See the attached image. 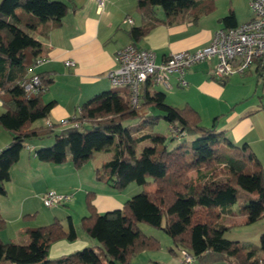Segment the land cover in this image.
Masks as SVG:
<instances>
[{
  "label": "trees",
  "instance_id": "trees-1",
  "mask_svg": "<svg viewBox=\"0 0 264 264\" xmlns=\"http://www.w3.org/2000/svg\"><path fill=\"white\" fill-rule=\"evenodd\" d=\"M73 3L0 0V95L4 107L0 125L12 134L11 142L0 150V195L6 194L10 166L19 159L22 148L33 139L52 137L50 146L34 150L38 160L61 164L69 152L73 164L80 167L95 150L108 151L111 158L102 163V172L97 169V180L116 190L132 182L142 186L154 183L156 191L142 190L124 201L120 209L105 212H97L93 193L88 192V214L80 225L96 244L50 258L51 242L76 238L75 226L67 216V228L59 220L32 228L26 245L0 238V264H131L135 255L159 247L156 239L142 233L140 222L162 228L176 248H185L193 255L192 264H264V232L258 244L231 240L225 236L231 225L223 222L225 216L232 215L230 205L237 202L238 188L244 191L239 210L246 215L245 222L264 216V165L247 143L235 144L214 123L203 125L194 107L167 104L165 93H151L152 84L147 80L140 89L137 107L129 102L128 88L125 104L119 91L108 89L84 101L66 124L34 126L35 121L48 117L54 105L41 98L52 76L34 71L36 60L44 56L36 35L45 37L60 27ZM159 7L165 19L156 16ZM214 8L215 0H136L142 24L130 28L129 35L136 40L160 22L179 20L185 11L191 10L196 19ZM221 21L226 27L237 25L232 10ZM33 74L38 75L40 88L28 95L22 81ZM140 106L154 107L161 114H146L132 129L124 126L123 119L138 116ZM159 118L168 122L172 138L184 136L177 146L169 149L165 136L147 131ZM86 123L91 128H84ZM146 141L149 145L137 152V145ZM201 164L210 170L200 173ZM218 169L225 171L224 176L214 174ZM191 170L197 172L193 179L188 176Z\"/></svg>",
  "mask_w": 264,
  "mask_h": 264
},
{
  "label": "crops",
  "instance_id": "crops-1",
  "mask_svg": "<svg viewBox=\"0 0 264 264\" xmlns=\"http://www.w3.org/2000/svg\"><path fill=\"white\" fill-rule=\"evenodd\" d=\"M217 8L215 0V8L196 19L191 10L185 11L179 20L172 23L160 22L142 37L133 40L129 35L130 28L142 24L141 16L136 10V0H105L100 8L95 0H74L60 27L52 29L45 37L36 35L42 43L46 60L34 71L47 72L52 76L53 81L41 98L45 103L53 101L54 105L48 117L35 121L34 126H44L46 120L52 124H61V121L75 115L77 107L94 94L108 89L117 90L106 74L116 68L115 52L123 47L134 44L153 49L156 60L160 61L172 52L206 46L222 18L218 19L219 24L215 23L212 27L203 25L202 18L210 16ZM231 10L233 11L232 8L229 9ZM156 16L161 19V14L156 12ZM127 17L132 23L123 22ZM243 22H238L236 18L237 24ZM222 27L226 26L223 24ZM67 60L74 61V66H66ZM214 63L215 59H210L188 67L184 74L188 85L182 90H178L182 87L177 85L175 75L170 76L171 88L168 91L173 93L171 97L175 101L173 103H176L173 106L182 101V106L178 107L186 104L194 107L199 112L203 125L208 126L204 123L210 121L211 125L214 123L216 129L223 131L235 144L247 143L264 165V104L250 98L249 102L243 103L250 97L253 85L255 88L257 86V82L247 78L251 74L257 77L255 69L220 81L212 76ZM126 88L118 87L117 90L123 104ZM228 88L230 89L227 90ZM195 94L200 96L201 106L190 99ZM203 98L206 101L212 98L213 101L207 104ZM3 110L0 95V113ZM11 140L12 134L0 125V150ZM40 146H43L41 142L27 144L22 148L19 159L10 166V179L5 184L6 194L0 197V238L5 242L26 245L32 228L55 220H59L63 228H67V216H70L76 229V238H62L51 242L48 256L56 258L94 245L97 241L87 235L80 225L81 218L88 214L86 196L81 202L79 197L69 201L71 206L76 201L80 203V210L76 211L78 220L69 205L44 211H39L37 206L32 205L34 200V203L41 202V195L47 190L55 188L60 193L68 194L79 184L78 167L72 163L71 155L61 164L42 162L34 154V150ZM63 166H67L64 172ZM58 182L67 185L62 186ZM100 182L102 186L86 192L93 193L92 203L97 212L120 209L124 202L117 198L116 189ZM84 184L81 183L80 186ZM225 217H240L241 221H246L244 213L237 214L233 209L232 215ZM173 259L178 264L180 256L175 253ZM141 261L139 264H148L147 260Z\"/></svg>",
  "mask_w": 264,
  "mask_h": 264
},
{
  "label": "built area",
  "instance_id": "built-area-1",
  "mask_svg": "<svg viewBox=\"0 0 264 264\" xmlns=\"http://www.w3.org/2000/svg\"><path fill=\"white\" fill-rule=\"evenodd\" d=\"M102 7L105 0H95ZM253 16L246 22L232 27H222L216 30L210 42L195 50H182L170 53L164 59L157 61L153 49L130 44L115 52L116 68L109 71L106 77L112 85L127 87L129 102L137 107L142 85L148 80L164 89L171 88L170 76L175 75L177 85H188L184 74L188 67L210 59H215L212 76L220 81L234 75L244 74L255 69L256 74L264 81V0H249ZM123 22L132 23L127 17ZM44 56L39 57L35 66L45 62ZM66 66H74V61H65ZM25 92L35 94L40 88L38 75L33 74L27 81H22ZM67 120L61 121L66 124ZM46 124L51 123L46 120ZM76 125V123H73ZM71 195L47 190L41 195L46 207H57L65 204ZM179 264H192L193 255L187 249H179Z\"/></svg>",
  "mask_w": 264,
  "mask_h": 264
},
{
  "label": "rangeland",
  "instance_id": "rangeland-1",
  "mask_svg": "<svg viewBox=\"0 0 264 264\" xmlns=\"http://www.w3.org/2000/svg\"><path fill=\"white\" fill-rule=\"evenodd\" d=\"M216 4L218 7L217 10H215L213 13L209 14L210 16L202 18V24L203 25H205L207 27H212V25L215 23L219 24L218 19L227 15L230 8L233 9V11L235 13V17L237 18L238 22H243V21L248 20L253 14L252 10L250 8L249 0H216ZM157 13L161 14V19H165V12H164L162 7H159L157 9ZM222 26H223V24L221 22L218 28H221ZM37 68H38V66L35 68V70ZM234 75H236V74H234ZM249 77L252 80H254L255 83L257 82V84H256L257 86L255 88V85H253L252 91L250 93V97H248L243 103L249 102V100L251 99L257 103L260 100V102L262 104H264V81H262V79L260 77H258V76L256 77L255 74H251V75L247 76V78H249ZM236 78H237V76H236ZM115 88H117V90H119L117 86H115ZM182 89H184V88L183 87L178 88V90H182ZM229 89L230 88H228L227 90H229ZM141 90H142V88H141ZM149 91L151 93L155 92V91H161V92L165 93V95H166L165 101L167 104H169V105L176 104V103H173L175 101H173V97H171L173 93L164 89L162 86H160L158 84H152L149 87ZM167 95L168 96L170 95V96L167 97ZM190 99L192 100V102H194V104L196 102V104H200L199 106H201V101H199L200 100L199 95L195 94L194 96H191ZM203 100H205V98H203ZM212 101H213L212 98H210V101L205 100V103L209 104V103H212ZM180 102H182V101H180ZM180 102L178 103L179 105H177L176 107L182 106V103H180ZM203 108H205V107H203ZM137 112L139 114L138 116H129V117L124 118L122 121L123 125L132 129L133 127L137 126L140 123L142 118H146L145 117L146 114H148V113L161 114V111L157 110L154 107H151V108L142 107L141 108V106H140V108L137 109ZM204 115H205V113L203 111V116ZM204 124L211 126L210 121H206V123H204ZM84 128L88 129V128H91V126L88 123H86ZM147 131L159 133V134L165 136L167 139V148H169V149L177 146L184 139V136L183 137L175 136L172 138V132H171L170 126H169L168 122L165 121L163 118H159L153 126L147 128ZM53 140H54L53 137L52 138H43L41 140L33 139L32 144H36V143L41 142L43 146H50L53 143ZM145 145H149V142L146 141V142L138 144L136 147V151L138 152ZM111 155H112V153L108 152V151L95 150L93 153V156H91V158L88 161H86L80 167H78L79 173H78V182L77 183H79V184L75 186L74 190H72L71 193L67 194V195H71L70 199L67 202L68 204L67 205H66V203L61 204V205H58L57 207H66L69 205V207L73 210L74 217L78 220V213L76 211L80 210V203L78 201H76L71 206L69 201H72L75 198L78 199V197H79V200L81 202V199L86 196V194H87L86 192L88 190L91 191L96 186H102V183L99 180H97V174H98L97 169H99V172H102V167H101L102 163L109 160L111 158ZM67 156L70 157L69 152H67ZM63 167L64 168H62V169L64 172V170L67 169V168H65L67 166H63ZM208 170H210V167L207 168L203 164H201L199 166V172L200 173L208 172ZM224 173H225L224 170L218 169L215 171L214 174H216L218 177H220V176H224ZM188 176L191 177L192 179L195 178L197 176L196 170L189 171ZM80 181H81V183H85V184L80 186V184H81ZM59 185L64 186L67 184L59 183ZM151 188L153 189L152 192L156 191V185L154 183L150 184L149 186H142V185H139L135 182H132V183L128 184L125 188L120 189V190H116L117 191L116 195H117V198L123 203L124 201L135 196L137 193L141 192L142 190H151ZM54 191L57 193H60V191H58V189L54 188ZM62 194H65V193H62ZM0 197H1V195H0ZM34 202H35V200H34ZM34 202L32 203V205L37 206L39 211L49 210L50 208H52V207L44 206L42 201L41 202L38 201L37 203H34ZM243 202H244V191L241 190L240 188H238L237 202L230 205V207L237 214H239L240 213L239 207ZM223 222L231 225L230 229L225 232V236L231 240H238V241L250 242L252 244H258L260 234L262 232H264V216H262L258 220L251 222V223H246V222L241 221L240 217H238L236 219H233L230 217H224ZM163 225H164V221H163ZM139 227H140L142 233L156 239L158 241L159 247L157 249H154V250L142 251V252H140V254H137L138 256L135 255L131 259V264H139L140 262H142L141 260H143V261L147 260L148 264H175L174 259H173L174 254L177 253V256L179 257L180 251L178 248H176L173 245L171 238L163 231V229L153 227V226H151L147 223H144V222H140ZM171 249H173L174 251L172 252ZM181 249H185V248H181ZM178 264H179V262H178ZM213 264H230V263L215 262Z\"/></svg>",
  "mask_w": 264,
  "mask_h": 264
}]
</instances>
